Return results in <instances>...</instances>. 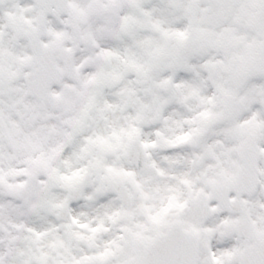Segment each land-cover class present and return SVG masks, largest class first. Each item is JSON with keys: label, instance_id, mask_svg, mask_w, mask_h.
Returning <instances> with one entry per match:
<instances>
[{"label": "snow or ice", "instance_id": "1", "mask_svg": "<svg viewBox=\"0 0 264 264\" xmlns=\"http://www.w3.org/2000/svg\"><path fill=\"white\" fill-rule=\"evenodd\" d=\"M0 264H264V0H0Z\"/></svg>", "mask_w": 264, "mask_h": 264}]
</instances>
